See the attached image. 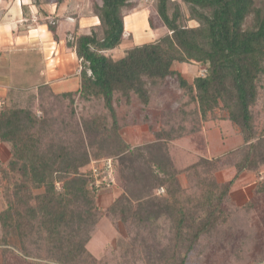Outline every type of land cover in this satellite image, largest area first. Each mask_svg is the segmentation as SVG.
<instances>
[{"label":"trees","instance_id":"16d2710c","mask_svg":"<svg viewBox=\"0 0 264 264\" xmlns=\"http://www.w3.org/2000/svg\"><path fill=\"white\" fill-rule=\"evenodd\" d=\"M85 1L92 2L99 24L75 32L67 44L80 60V96L101 98L112 116L113 130L99 142L111 153L122 154L118 173L123 191L109 206H99L97 196L110 186L106 175L110 177L115 163L112 169L100 168L95 176L85 168V154L61 144L42 146L30 111L4 104L0 142L7 146L9 157L0 162L4 204L0 244H11L16 238L21 250H26L30 239L36 238L37 243L41 239L58 261L77 263L101 217L145 223L165 214L171 221L169 252L165 257H159V252L156 263L164 258L161 264H186L199 238L226 220L224 201L235 180L250 167L256 134L264 135L257 129L254 110L264 100V1L180 0L187 6L184 13L178 1L156 0L155 13L168 32L154 41L131 42L118 57L114 52L128 36L124 17L134 11L136 0ZM190 20L196 24L185 23ZM148 22L156 27L150 13ZM174 63L203 65L205 71L189 82L173 69ZM171 76L193 94L204 122L227 121L243 140L230 179H201L197 192L184 198L176 179L179 170L167 148L156 142L136 147L124 142L113 104L114 93L119 92L127 101L139 99L148 105L149 86ZM199 162L187 170L195 171ZM158 187L164 188V194L154 193Z\"/></svg>","mask_w":264,"mask_h":264},{"label":"rangeland","instance_id":"374dc122","mask_svg":"<svg viewBox=\"0 0 264 264\" xmlns=\"http://www.w3.org/2000/svg\"><path fill=\"white\" fill-rule=\"evenodd\" d=\"M174 1L180 2L183 12H187L185 4L180 0ZM262 1L264 0H256V3L261 4ZM155 5L156 0H136L133 12L140 16L141 21L145 18L148 25V15L152 14L156 26L151 28L149 25L146 32L140 30L141 43L154 41L168 32L160 24L154 10ZM185 23L196 24L191 20ZM126 29L128 36L125 42L114 52L117 57L133 42L130 28ZM178 68L189 82L193 76L205 71L203 65L194 63L178 64ZM149 90L148 105H143L139 99L127 101L119 92L114 93L118 132L123 141L131 147L156 142L164 146V149L167 148L172 162L179 170L176 179L183 191V198L197 192L196 185L201 179L216 182L230 179L243 146L237 129L227 121L204 122L198 112V104L193 101V94L181 88L175 76L158 85L149 86ZM38 97L35 101L23 99L19 106H14L29 110L35 117L42 146L48 143L61 144L70 147L75 153L85 154L88 158L86 169L92 168L94 159H97L96 165L101 167L104 159L101 157L112 158L115 169L110 177L106 175V180L111 179L110 186L101 191L96 199L99 206H109L115 198L111 194L123 191L118 173L119 157L122 154L111 153L104 147V143L99 142L102 138L106 140L114 126L103 100L85 99L78 92L72 97L55 95L48 88H42ZM254 110L258 116L257 129L264 133L262 98ZM195 133L197 135L193 136ZM213 136L219 137L221 141L214 143L211 140ZM135 138L137 143L133 142ZM5 148L7 146L0 149L2 159L7 156ZM98 152L101 155H97ZM204 159L207 162L201 161ZM198 161L200 162L195 171L187 170V166ZM56 185L60 187V183ZM154 193L162 195L164 188L158 187ZM2 201L0 197V207L4 205ZM223 208L227 214L226 220L199 238L188 253L186 264H264V135L256 134L250 167L233 183ZM170 226V218L165 214L145 223L135 219L122 222L118 217L111 219L110 216H103L90 232L87 251L77 263L69 260L66 264H161L164 258L156 263V257L159 252V257L168 255ZM35 239L26 242V250H21L16 238L11 239V244H0V264H65L48 252L44 240L40 239L37 243Z\"/></svg>","mask_w":264,"mask_h":264},{"label":"crops","instance_id":"0c3cea01","mask_svg":"<svg viewBox=\"0 0 264 264\" xmlns=\"http://www.w3.org/2000/svg\"><path fill=\"white\" fill-rule=\"evenodd\" d=\"M136 14L132 12L124 18L126 34V27L130 28L133 44L141 43V29L146 32L150 28L145 18L141 21ZM97 24L99 17L91 1L0 0V100L19 106L23 99L39 98L42 88L61 96L78 92L80 60L67 43L75 32H85ZM173 69H179L178 63H174ZM136 138L133 142L137 143ZM211 140L221 141L216 136ZM5 146L0 142L1 150ZM6 150L5 159L0 154L1 161L9 157Z\"/></svg>","mask_w":264,"mask_h":264},{"label":"built area","instance_id":"2783aa9c","mask_svg":"<svg viewBox=\"0 0 264 264\" xmlns=\"http://www.w3.org/2000/svg\"><path fill=\"white\" fill-rule=\"evenodd\" d=\"M3 105H4V102L2 100H0V110L3 107ZM96 162H97V160L92 161V168H91L92 169V173L95 176L98 175L99 169L102 168V167H105L106 169L112 168V166H111L112 159L111 158L103 159L101 167L96 165ZM98 183H99V180H96V184H98Z\"/></svg>","mask_w":264,"mask_h":264}]
</instances>
